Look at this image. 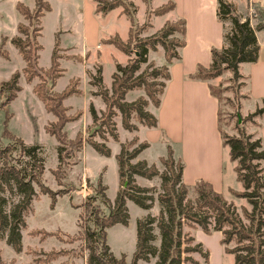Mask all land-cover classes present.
<instances>
[{"label":"trees","instance_id":"obj_1","mask_svg":"<svg viewBox=\"0 0 264 264\" xmlns=\"http://www.w3.org/2000/svg\"><path fill=\"white\" fill-rule=\"evenodd\" d=\"M96 12L107 13L111 9L122 6V11L129 16L130 26L127 38L123 39L118 33L107 38H101L103 44H112L118 50L127 55L124 64L116 61L115 70L112 72L110 88L102 86L101 68L94 75V84L98 86V93L105 107L99 112L92 103L89 104L94 130H89L87 137H83L81 131L74 138H68L65 124L77 118L65 114L66 106L63 100L69 94L76 91L75 87L67 85L60 92H53L50 88L45 91L39 85L41 82H49L52 87L56 79L61 75L62 67L59 63V40L56 39L52 53L50 66L41 69L38 66V50L41 44L38 36L41 31V17L45 11L50 10L47 0H35L33 8L23 2L16 3L18 12L34 21L31 29L17 25L18 34L13 35L10 41L17 47L26 64L22 71L28 81L34 79L30 69L38 75L41 81L34 84L33 90L42 100L47 111L53 113L54 120L45 126L46 131L54 135L58 141L57 157L58 165L53 170L57 182L61 184V177L65 174L64 164L68 159L81 151L85 142L89 143L98 153L109 156L110 147L107 145L109 138L118 140V132L114 117L121 114L123 128L134 130L138 124L132 121L136 118L140 124L156 126V116L147 109L149 102L155 106L160 103V95L169 78L168 66L172 60L179 58L178 48L184 45L185 21L177 19L176 23L167 20L156 32L141 36L144 25H137L135 11L129 10L132 2L126 0H95ZM154 10V14H163L174 7L172 1ZM135 9V7H134ZM217 18L222 22L223 44L221 47H213L210 50V63L208 66L198 64L190 78L208 82L210 92L218 99L220 96L215 86L209 81L224 72L231 73L232 79L244 77L239 66L242 62H254L258 58L259 43L256 30H264V19L252 24L251 16H242L236 12L234 3L228 0H218L216 8ZM263 15L264 12L260 11ZM228 22V24H227ZM32 22H30V25ZM180 28V30H179ZM181 33V38L175 36ZM163 48L166 62L156 65L148 62V51ZM0 53L6 56V51L0 49ZM147 62L142 68V63ZM19 72L15 71L11 77L0 82V91L7 90V94L0 102L4 107L16 95L20 89L18 84ZM43 87V86H42ZM142 88L145 95L138 96L135 100L127 101L126 93L131 89ZM255 116H264V100L261 105L247 114L244 120H252ZM9 114L6 110L4 123ZM239 119L241 117L238 114ZM220 126V108H219ZM238 128V127H237ZM9 134L11 142L0 143V239L10 245L15 252L21 251L22 229L25 225V216L31 209L36 199L38 185L49 195L50 205L54 206L57 195L68 191L66 188L53 190L44 185L41 175L44 171V158L41 154V144L26 143L21 137ZM220 133L224 145L229 148V156L235 162L236 178L242 185L241 191H234L237 198L245 199L250 209L242 207L240 214L232 201H228L223 194L216 191L212 184L200 179L193 184L182 181L183 163L175 160L170 146L167 155L161 157L164 166L159 171L157 166L148 164L145 159H136L138 153L148 146L143 140L134 145L137 137L127 142H121L120 149L116 153L118 166L119 188L113 200L106 194L107 186L98 179L96 192L100 195L102 203L108 208L105 213L100 207L92 204L94 195L89 197L81 207L79 214L78 238L84 242L88 254L85 264H126L124 255L116 257L106 241L107 229L121 224L128 225L129 213L126 202L132 201L138 207L148 210L153 207L155 199V187L140 185L135 180V175L146 178L159 176L161 179L160 190L157 192V200L160 204L158 216L148 214L145 218L136 221L135 251L129 264H138V261L149 262L156 257L155 264H183L194 262L191 253L198 252L201 243L193 244L194 238L183 231L184 226L199 227L204 233L210 231L219 232L220 243L224 245L226 253L233 256L232 264H264V146L260 137H254L244 129L238 128V134ZM95 135H99L97 140ZM157 227L160 237V245L156 247L154 241ZM207 255V253L205 254Z\"/></svg>","mask_w":264,"mask_h":264},{"label":"rangeland","instance_id":"obj_2","mask_svg":"<svg viewBox=\"0 0 264 264\" xmlns=\"http://www.w3.org/2000/svg\"><path fill=\"white\" fill-rule=\"evenodd\" d=\"M14 1L16 0H0V49L4 51L5 39L2 38V35L10 34L11 30L16 27L18 20H20L23 26H28L30 29L33 23H35L17 12L14 7ZM20 1H23L25 4H30L31 7L34 5V0ZM48 1L53 8L45 12L44 16L41 18L42 28L38 40L41 47L38 52L40 55L38 63L43 68L48 67L53 44L56 39H59L58 53L61 55L59 63L60 66L63 65L65 69L63 70V75L57 80L55 88L56 90H62L69 83V86L71 85L73 88L75 87L76 90H79V92L76 91L74 93H85L84 95L81 94L83 96L80 95V97H76L77 99H75L74 102L78 104L81 109L75 107L73 110H70L68 109L69 107L65 105L66 115L74 116L77 114V118L70 120L67 127H65L66 133L68 138H74L76 133L81 131L82 136L87 137L89 130H94V124L92 123L91 114L89 112L90 103L84 107L83 105L87 103L90 97V99L93 100V106H96L95 110L97 112L101 109L98 110L99 106L94 105L95 102L100 103L101 107H105L101 96L95 93L98 86L92 82L94 80V75L97 74L98 68H101V74L102 76L104 75L102 78V86L110 88L112 72L115 70V62L118 61L124 64L127 58L126 54L118 50L112 44H103L100 42V39L107 38L115 33H118L121 38L126 39L130 26V19L126 13L117 17L116 11L113 10L103 19L100 31L101 38H99V40L98 38L96 39V37L93 38V32H91L86 36L89 37L88 40H86L81 33V21H83V15L88 17L89 14H95L92 9V0ZM126 1L133 3V5H130L129 10L135 11V21L137 25L145 24L143 27L144 29L140 32L141 36L156 33L165 23L163 19L165 21L170 18H165L162 14L156 15L153 13L154 10L160 6L167 5L169 3L168 0L165 2L163 0ZM243 1L245 2V0ZM122 8V6L118 7V10H120L119 12H123ZM251 8L249 15L251 19L253 18V24L262 21L264 18L263 15L260 14V10L255 6ZM97 13L101 14V12ZM171 21L175 22L176 26L179 27L177 19H172ZM30 22H32L31 25ZM61 26L70 28V33L67 34L63 32L57 35L56 31H58ZM85 27L88 29L90 27L88 19H85ZM175 36L180 39L181 33L176 32ZM2 39L3 43L1 44ZM95 41H98L95 47L85 48L87 43ZM62 45L66 46L62 47ZM147 58L148 62L153 63L160 59L163 60V58H165L163 48L158 46L157 50L150 49ZM146 63L147 62L142 63V68L145 67ZM18 65L19 62L14 54H11L9 58L0 54V81L4 82L8 80L11 73L15 72L14 69L18 67ZM18 72L19 76L21 74L24 76L22 69ZM30 74L34 76L35 82L41 81V78L39 79L38 75L31 69ZM209 81L215 86V90L220 96V127L222 132L230 135H237L238 128H242L247 133H250L251 128H255V123L259 116L253 117L252 120L254 121H241L242 118L246 117L248 113L254 110L248 107L249 98L246 97V79L244 77L232 79L231 73L226 71ZM41 83L42 85H39L41 90L43 89L45 91L50 88L51 91L58 92L53 89V86L50 87L49 82L44 81ZM5 94H7V90L3 92L0 91V102ZM140 95H145L142 88L131 89L126 93L125 99L127 101H132ZM73 96L74 95L70 94V98ZM261 104L262 103H260V105ZM153 106L155 105L149 102L147 109ZM6 110L9 117L4 123ZM83 110L86 111L87 120L83 117ZM238 114L241 119H239ZM54 117L53 113L46 110L44 103L37 98L35 93H31V91L26 89L18 93L17 97L12 100L7 107H0V143L4 145L12 141L9 134L4 132L6 128L9 133L21 137L28 144L35 142L41 144V154L44 158V171L41 175L43 184L53 190L60 188H66L68 190L62 195H57L56 203L54 206H51L49 195L38 185H35L37 191L36 199L33 201L31 209L25 216L26 226L21 231V251L18 253L15 252L13 248L6 243L5 238L0 239V264H85L88 252L84 247V242L77 236L80 231L79 214L83 211L81 205L89 200V197L94 195L95 198L91 200L92 204L100 207L105 213H108V208L102 203L100 195L96 192V184L99 178L107 185V197L110 200L115 198L119 179L115 152L113 154L110 153L109 157H105L97 153L87 142L84 143L86 147L81 150L82 153L81 151L76 152L74 156L68 159L69 163L63 165L65 174L61 177V184L57 182L53 170L58 165V141L54 135L46 131L45 127ZM114 119L116 121L119 138L118 140L109 138L107 145L108 142H112V146L115 149V146L121 145V142H127L134 137H137V141L134 145L143 141L141 137L137 135L136 129L127 130L123 128L120 113L116 115ZM132 121L136 124L139 123L134 117ZM94 138L100 140L99 135H95ZM89 152L94 154V156ZM149 153L150 156L155 155L153 149ZM137 157L136 159H138ZM155 165L159 171L164 169L160 160ZM102 170H104L103 176H101L102 172H100ZM160 185L161 179L157 175L152 177L151 185H144L155 187L153 207L145 211L132 201H129V208L127 207V209L130 224L129 222L127 226L116 224L107 229L106 241L110 250L118 258L123 254L126 264L130 263L132 254L135 251L136 221L145 218L148 214L153 216H158L159 214L161 206L157 200V192L160 190ZM234 202L240 214L242 213V207L250 209V205L245 199H235ZM183 231L194 238L193 244L201 243L202 246L199 248L198 252L191 253L194 262H185L183 264H232L233 256L225 252L224 245L220 243L221 235L219 233L210 231L207 234L199 227L193 228L188 226H184ZM154 233L156 234L154 244L156 247H159L160 237L156 226H154ZM206 253L207 255H205ZM155 262L156 257H153L149 262L140 260L139 263L155 264Z\"/></svg>","mask_w":264,"mask_h":264},{"label":"crops","instance_id":"obj_3","mask_svg":"<svg viewBox=\"0 0 264 264\" xmlns=\"http://www.w3.org/2000/svg\"><path fill=\"white\" fill-rule=\"evenodd\" d=\"M163 1L165 2L167 0ZM170 1L173 2L174 7L162 15H164L165 18L170 17L165 21L172 19L176 20L180 18L184 19L185 43L178 48L180 57L172 60V62L168 66L170 76L166 80L164 89L160 95L159 105L148 108L156 116L157 125L149 127L138 123V128L136 129L138 133L137 135L141 137L142 140L147 141L148 146L140 151L137 158L145 159L149 164H157L160 158L166 155L168 146H170L173 152L174 159L179 160L183 163L181 177L184 183L193 184L200 179L206 180L212 184L213 188L216 191L221 192L226 200L234 202L235 199L242 198L235 197V195H232L234 194L233 192L241 191L243 188L240 181H238V179L236 178V172L234 169L235 162L230 159L229 148L228 146L224 145L220 133L219 101L210 92L207 81L193 79L189 76L195 71L198 64L208 66L210 63L211 48H219L223 44L224 27L222 22L217 18L216 13L218 0ZM228 1L234 3L236 11L242 16H245L247 14L249 15L252 6H255L257 9L264 12V0H245V2L243 0ZM17 2L23 1H14L15 9ZM92 3V9L95 14H89L88 17H85L83 15V21H81V33L83 37L88 40L89 37L86 36L93 32V38L96 37V39L98 38L99 40V38H101L100 31L102 28L103 19L113 10L116 11L117 17L121 16L124 12H119L120 10H118V7H116L105 14H99L95 10V0H92ZM26 5L30 8L34 7V5L33 7H31L30 4ZM52 8L53 6L50 4V10H52ZM85 19H88V21L90 22L89 29L85 27ZM165 21L163 19V22ZM19 22L20 20L17 21L16 27L11 30L10 34L2 35V38L5 39L4 49L6 51V56H4L6 58H9L11 54H14L19 62L18 67L14 69L15 71L23 69L26 64L17 47L10 41V38L13 35L18 34L17 25ZM251 22L253 24V18L251 19ZM63 32L69 34L70 28H64L63 26H61V28L56 31V34L58 35L59 33ZM255 33L257 41L259 43L258 58L254 62H242L239 66L240 72L243 74V76H245L246 79V97L249 98L248 107L250 109H255L256 106L260 105V103H262V101L264 100V30L259 29L256 30ZM2 43L3 39L1 40V44ZM97 44L98 41L87 43L85 48H92ZM65 46L66 45H62V47ZM19 55L21 58L19 57ZM39 57L40 55L38 53V62ZM50 61L48 67L50 66ZM155 63L158 65L164 64L165 58H163V60L160 59ZM61 67L62 73L56 79L53 85V89L58 92H60L61 90H56L55 85L57 83V80L63 75V70L65 69L63 65ZM18 83L20 85V89L17 91L16 95L7 103V105L17 97L18 93L23 92L25 89L31 91V93H35L33 90L34 84L36 83L35 79L28 81L25 75L23 76V74H21L18 77ZM81 94L84 95L85 93L80 92L77 94H71L74 95L72 98H70L69 94L63 100L64 105L69 107L68 109L70 110H73L75 107L80 108L78 104L74 102L75 99H77L76 97H80ZM35 95L37 96L36 93ZM37 98L41 100L38 96ZM88 103H93V100H91L90 97L88 98L87 103L83 105V107L87 106ZM94 105L99 106L98 110L103 108L100 106V103L95 102ZM82 112L83 117H85L86 119V111L83 110ZM69 122L70 121L65 124L64 129L65 127H67ZM255 124V128H251L250 133H252L256 137H260L264 146V116L258 117V120ZM112 145V142H108L111 154L115 152L116 155V153L119 151L120 145L115 146V149ZM85 147L86 144L83 145L81 150H83ZM152 149L155 151L154 156L149 155V152H151ZM91 155L94 156V154ZM262 165L264 166V161L262 162ZM103 171L104 170L100 171L102 172L101 176H103ZM135 179L137 183L142 185H151L152 181V178H146L139 175H136ZM126 205L129 208V200L126 202ZM139 262L140 261H138V264H140Z\"/></svg>","mask_w":264,"mask_h":264}]
</instances>
